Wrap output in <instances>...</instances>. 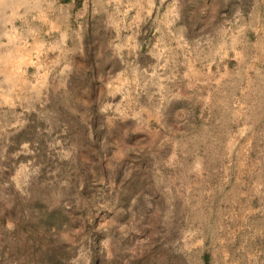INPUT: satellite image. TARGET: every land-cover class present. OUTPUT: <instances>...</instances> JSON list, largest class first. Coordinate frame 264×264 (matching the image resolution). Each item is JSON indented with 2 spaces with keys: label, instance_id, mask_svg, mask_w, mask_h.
<instances>
[{
  "label": "rangeland",
  "instance_id": "374dc122",
  "mask_svg": "<svg viewBox=\"0 0 264 264\" xmlns=\"http://www.w3.org/2000/svg\"><path fill=\"white\" fill-rule=\"evenodd\" d=\"M74 1L67 83L0 110V264H264L253 0ZM219 77L228 107L191 101Z\"/></svg>",
  "mask_w": 264,
  "mask_h": 264
},
{
  "label": "crops",
  "instance_id": "0c3cea01",
  "mask_svg": "<svg viewBox=\"0 0 264 264\" xmlns=\"http://www.w3.org/2000/svg\"><path fill=\"white\" fill-rule=\"evenodd\" d=\"M77 14L74 0H0V110L34 111L63 88L78 55ZM246 24L264 37V1L256 7L253 0ZM233 85L237 95V80L191 79V101L213 111L215 101L228 107Z\"/></svg>",
  "mask_w": 264,
  "mask_h": 264
}]
</instances>
